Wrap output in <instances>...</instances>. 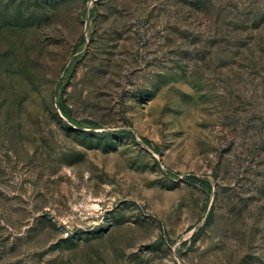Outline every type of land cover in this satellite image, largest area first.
<instances>
[{
  "label": "rangeland",
  "instance_id": "374dc122",
  "mask_svg": "<svg viewBox=\"0 0 264 264\" xmlns=\"http://www.w3.org/2000/svg\"><path fill=\"white\" fill-rule=\"evenodd\" d=\"M0 264H264V0H0Z\"/></svg>",
  "mask_w": 264,
  "mask_h": 264
},
{
  "label": "trees",
  "instance_id": "16d2710c",
  "mask_svg": "<svg viewBox=\"0 0 264 264\" xmlns=\"http://www.w3.org/2000/svg\"><path fill=\"white\" fill-rule=\"evenodd\" d=\"M61 111H62L63 115L68 116V109L62 107V108H61ZM188 179H189L190 181H193V180H194V178H192V177H189Z\"/></svg>",
  "mask_w": 264,
  "mask_h": 264
}]
</instances>
